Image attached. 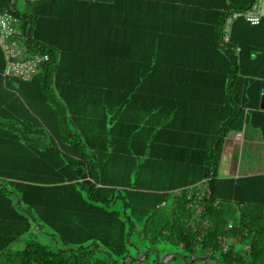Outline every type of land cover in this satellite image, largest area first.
<instances>
[{
    "label": "trees",
    "instance_id": "16d2710c",
    "mask_svg": "<svg viewBox=\"0 0 264 264\" xmlns=\"http://www.w3.org/2000/svg\"><path fill=\"white\" fill-rule=\"evenodd\" d=\"M254 1L0 0L50 55L0 50V264H264V173L221 175L230 134L264 148V19L223 32Z\"/></svg>",
    "mask_w": 264,
    "mask_h": 264
},
{
    "label": "built area",
    "instance_id": "2783aa9c",
    "mask_svg": "<svg viewBox=\"0 0 264 264\" xmlns=\"http://www.w3.org/2000/svg\"><path fill=\"white\" fill-rule=\"evenodd\" d=\"M237 18H243L251 25L260 24L264 18V0H255L248 9L227 18L223 26L225 44L230 42L233 22ZM26 40L20 19L10 12L0 13V50L6 59L5 76L30 81L50 60L48 53H28Z\"/></svg>",
    "mask_w": 264,
    "mask_h": 264
},
{
    "label": "crops",
    "instance_id": "0c3cea01",
    "mask_svg": "<svg viewBox=\"0 0 264 264\" xmlns=\"http://www.w3.org/2000/svg\"><path fill=\"white\" fill-rule=\"evenodd\" d=\"M244 131L238 134L232 133L226 138L225 149H224V153L222 156V162H221V175L223 177L237 178L240 175L242 176V175H254V174L264 173V167L262 168L261 164H258V166H256L258 171L254 173L252 172L251 169L248 171L239 170V166H238L239 153H241L242 146L243 148H246V145L244 143L246 142L245 137H247V135H246V132ZM260 136H257V138L254 140V135L252 133H249V136L247 138H248V141H250V143L247 146L250 147V150L247 149L248 152L257 150L262 155H264V148L262 146L263 143H262V139ZM235 163L236 165L233 166V164Z\"/></svg>",
    "mask_w": 264,
    "mask_h": 264
},
{
    "label": "rangeland",
    "instance_id": "374dc122",
    "mask_svg": "<svg viewBox=\"0 0 264 264\" xmlns=\"http://www.w3.org/2000/svg\"><path fill=\"white\" fill-rule=\"evenodd\" d=\"M17 9L20 11V12H24L25 11V7H26V0H17ZM246 132V135L247 137L249 136V133H252L254 135V140L257 138V136H260V133L256 130V129H253L251 126H248L247 128H245V131ZM245 137V145H246V148H241V153H239V162H238V166H239V170H242V171H248V170H252V172H256L258 171L257 170V167L258 164H261L262 165V168L264 167V155H262L260 152H258L257 150H254L252 152H248L247 149L250 150V147L247 146L249 145L250 141H248V138ZM261 137V136H260ZM259 137V138H260ZM237 156V154H236ZM235 156V157H236ZM235 164H233V166H235ZM49 234V233H47ZM46 233L44 232H41L40 235H39V240L43 243V244H46V245H52L54 246L55 243L52 239L51 236L47 235ZM139 246H141V243H139ZM21 248V247H24V244L21 243V242H17L15 244V248ZM168 247L166 246H162V248H160V252H161V259H162V263H163V260L165 259V255H164V251H167ZM152 248L148 249V250H145L143 251L142 255L145 254V252L147 251H150ZM133 253H136V249H132ZM154 257L157 258V253L154 254ZM186 264V262H185Z\"/></svg>",
    "mask_w": 264,
    "mask_h": 264
},
{
    "label": "water",
    "instance_id": "95a60500",
    "mask_svg": "<svg viewBox=\"0 0 264 264\" xmlns=\"http://www.w3.org/2000/svg\"><path fill=\"white\" fill-rule=\"evenodd\" d=\"M261 106H262V108H264V94H263V97H262V104H261ZM147 253L145 252V254L144 255H142L141 256V260L143 259V257L146 255ZM171 257L172 256V254H170V255H167L166 257H165V259L163 260V263H166V261L168 260V257ZM192 260H195V261H201V260H215V264H219V262H218V260H216V258L215 257H213V256H199V257H192L191 258ZM140 260V261H141ZM139 261V262H140Z\"/></svg>",
    "mask_w": 264,
    "mask_h": 264
}]
</instances>
